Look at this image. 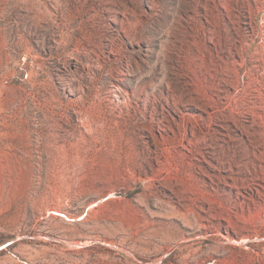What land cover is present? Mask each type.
I'll return each instance as SVG.
<instances>
[{
  "label": "rangeland",
  "instance_id": "rangeland-1",
  "mask_svg": "<svg viewBox=\"0 0 264 264\" xmlns=\"http://www.w3.org/2000/svg\"><path fill=\"white\" fill-rule=\"evenodd\" d=\"M262 154L264 0H0V264H264Z\"/></svg>",
  "mask_w": 264,
  "mask_h": 264
},
{
  "label": "bare ground",
  "instance_id": "bare-ground-1",
  "mask_svg": "<svg viewBox=\"0 0 264 264\" xmlns=\"http://www.w3.org/2000/svg\"><path fill=\"white\" fill-rule=\"evenodd\" d=\"M226 85L227 82L224 81ZM222 86V85H220ZM224 86V85H223ZM210 91L212 93H216V102L220 101L221 98V93H224L223 89L218 90L219 87L216 85L214 86L212 83L209 84ZM208 87V88H209ZM214 95V96H215ZM231 115V114H229ZM223 118L225 121L229 122L231 121V117L227 115H223ZM237 124V122H235ZM264 156V154L261 155V159ZM263 170V167L260 169ZM259 172H255V175ZM201 175L206 176L209 178L211 181L212 185L203 181H200L198 176H189L190 178L187 179H178L176 180V187H175V192L173 199L175 198L176 200L174 201L177 204V209H182L183 211L187 212L188 210H193L199 217L202 219L201 214H205L208 216V218L212 219H218L220 218V214L222 212V208L225 207V203L217 204L220 203L218 199L224 196L222 194V190L218 189L216 187L217 183L213 181L209 176H207L204 172H200ZM258 179L259 174H258ZM210 190L211 193H209ZM262 197L264 198V194H262ZM226 198V197H223ZM175 205V204H174ZM208 219V221H209ZM201 221V220H200Z\"/></svg>",
  "mask_w": 264,
  "mask_h": 264
}]
</instances>
